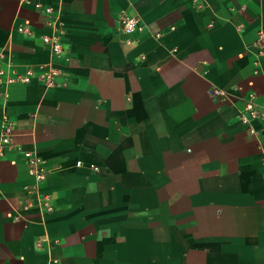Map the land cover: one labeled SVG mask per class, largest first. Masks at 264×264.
<instances>
[{
	"label": "crops",
	"instance_id": "crops-1",
	"mask_svg": "<svg viewBox=\"0 0 264 264\" xmlns=\"http://www.w3.org/2000/svg\"><path fill=\"white\" fill-rule=\"evenodd\" d=\"M261 34L264 0H0V67L33 72L0 88V129L53 207L9 151L0 264H264V118H238L264 108Z\"/></svg>",
	"mask_w": 264,
	"mask_h": 264
},
{
	"label": "built area",
	"instance_id": "built-area-1",
	"mask_svg": "<svg viewBox=\"0 0 264 264\" xmlns=\"http://www.w3.org/2000/svg\"><path fill=\"white\" fill-rule=\"evenodd\" d=\"M49 11L50 9H46ZM143 26L141 25L139 18L136 15H126L119 18V30L122 34L132 35L136 31H141ZM260 39H264V34L260 35ZM44 42L50 44L52 53L61 54L62 47L59 42L52 37H44ZM58 75V70L51 65L44 66V72L41 74L40 79L48 86L55 84V78ZM33 77V72L31 69H27L24 73L20 72H11L7 71L0 67V88L5 89L11 84L21 83L28 84L30 83ZM211 96H226L227 93L224 90L212 88L209 90ZM238 118L240 122L244 125H247L248 130L257 135V131L251 126L252 121L264 118V108L259 107L255 101V94L249 93L246 98L243 99L242 109L239 112ZM14 127L10 120L4 116L3 124L0 129V160L6 156V154L12 149L20 151L24 157V161L27 167L28 175L33 179V184L31 187H26L25 189L31 191L34 190L39 203L41 211H51L52 205L48 201L46 195L39 191V185L46 178V168L45 161L40 158L34 151H25L20 149L18 146L12 144V135ZM259 146L261 149H264V135L258 140ZM78 165L80 162L77 163ZM94 170H97L96 167H92ZM32 203H29L31 206Z\"/></svg>",
	"mask_w": 264,
	"mask_h": 264
}]
</instances>
